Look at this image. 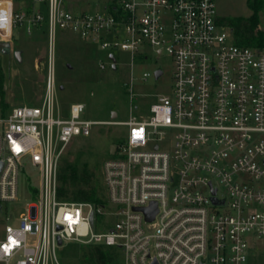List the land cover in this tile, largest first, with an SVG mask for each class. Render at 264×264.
<instances>
[{
  "label": "built area",
  "instance_id": "built-area-1",
  "mask_svg": "<svg viewBox=\"0 0 264 264\" xmlns=\"http://www.w3.org/2000/svg\"><path fill=\"white\" fill-rule=\"evenodd\" d=\"M43 23L49 73L41 104L0 114V211L17 200L22 168L38 177L37 200L4 226L0 264H59L57 250L70 241L118 247L124 264H256L264 239V47L237 45L215 0H118L108 13L74 12L67 0H34L26 9L0 0V42ZM58 30L110 55L167 53L172 93L141 118L81 120L85 107L74 104L63 119L54 109ZM95 124L128 127L117 157L103 165L104 204L62 200L63 155ZM152 203L158 213L149 222L141 209ZM105 215L113 226L96 232Z\"/></svg>",
  "mask_w": 264,
  "mask_h": 264
},
{
  "label": "rangeland",
  "instance_id": "rangeland-1",
  "mask_svg": "<svg viewBox=\"0 0 264 264\" xmlns=\"http://www.w3.org/2000/svg\"><path fill=\"white\" fill-rule=\"evenodd\" d=\"M113 0H67L74 12L108 13ZM219 20L229 17H249L252 10L247 0H215ZM264 3V0H262ZM16 8L33 6L34 0H14ZM44 10V8L42 9ZM259 29L264 32V8L260 12ZM11 54H0V79L5 96V108L0 114L6 115L13 107L39 106L49 73L47 64L49 37L47 25L34 28L29 34L22 27L14 29ZM15 51L21 52L18 62ZM143 56L125 51H114L116 69L110 60V51L101 49L99 43L83 41L65 30H58L55 40L54 74L57 90L54 109L63 119L71 116L74 104H83L81 120L86 121H128L131 116L141 118L149 115L150 107L161 96L170 95L173 90L174 63L167 53L161 56L151 48L142 49ZM105 67L100 68L101 64ZM162 71L156 78L155 72ZM145 73L150 76L144 80ZM133 81L131 82V80ZM131 85L132 92H131ZM1 97V96H0ZM1 100V98H0ZM128 127L124 125L95 124L89 136H74L68 151L63 155L61 168L73 164L80 169L85 165L95 173L100 192L105 196L103 165L117 157L119 143L125 141ZM60 173V172H59ZM38 186V177L33 168H22L19 179L18 198L14 202L3 203L0 211V238L7 223H17L26 211L28 204L37 200L32 187ZM35 188V189H36ZM9 218L10 221L6 219ZM102 227L96 232H108L114 221L105 215L101 218ZM91 245L76 241L64 243L57 250L59 264H86L83 254ZM257 262L264 264V239L257 244ZM111 255H118L124 264L123 252L118 247L106 246Z\"/></svg>",
  "mask_w": 264,
  "mask_h": 264
},
{
  "label": "trees",
  "instance_id": "trees-1",
  "mask_svg": "<svg viewBox=\"0 0 264 264\" xmlns=\"http://www.w3.org/2000/svg\"><path fill=\"white\" fill-rule=\"evenodd\" d=\"M113 0L110 6L116 4ZM252 10L249 17L223 18L221 24L233 30L235 43L248 47H264V32L259 29L260 12L264 8L262 0H247ZM0 102L5 108V96L2 80L0 79ZM32 187L36 193L37 188ZM58 197L65 201L88 202L96 206L104 204V195L100 192L95 173L85 165L81 169L73 164H66L59 173ZM83 262L86 264H121L119 256L111 255L104 245H91L83 254Z\"/></svg>",
  "mask_w": 264,
  "mask_h": 264
},
{
  "label": "water",
  "instance_id": "water-1",
  "mask_svg": "<svg viewBox=\"0 0 264 264\" xmlns=\"http://www.w3.org/2000/svg\"><path fill=\"white\" fill-rule=\"evenodd\" d=\"M11 43L10 42H0V54L3 55H10L11 54ZM14 56L16 58V60L18 62L22 61V57H21V52L20 51H15L14 52ZM110 59L113 62V69H116V58L114 57V55H110L109 56ZM162 75V71L161 70H157L155 72V76L156 78H159ZM1 165V164H0ZM145 216H146V220L151 222L154 220L156 214L158 213V208H157V204L156 203H152L150 207L147 208H142L141 209ZM91 224L93 223V215L90 218ZM61 244V242H59ZM155 264V263H154Z\"/></svg>",
  "mask_w": 264,
  "mask_h": 264
},
{
  "label": "crops",
  "instance_id": "crops-1",
  "mask_svg": "<svg viewBox=\"0 0 264 264\" xmlns=\"http://www.w3.org/2000/svg\"><path fill=\"white\" fill-rule=\"evenodd\" d=\"M67 7L69 8V4H68V2H67ZM69 9H71V8H69Z\"/></svg>",
  "mask_w": 264,
  "mask_h": 264
}]
</instances>
